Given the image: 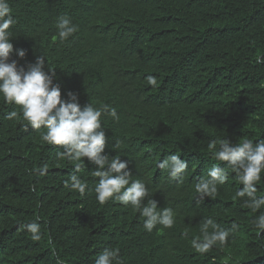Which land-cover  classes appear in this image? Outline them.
Wrapping results in <instances>:
<instances>
[{
  "label": "trees",
  "instance_id": "trees-1",
  "mask_svg": "<svg viewBox=\"0 0 264 264\" xmlns=\"http://www.w3.org/2000/svg\"><path fill=\"white\" fill-rule=\"evenodd\" d=\"M9 3L10 62L27 70L43 55L62 99L73 93L82 109L115 108L119 120L101 117L105 154L127 161L158 208L173 210L175 223L148 232L131 206L100 204L91 174L96 166L87 158L79 173L85 194L65 188L74 165L56 159L59 146L41 141L43 128L7 119L19 107L0 99V264H95L106 248L119 249L121 264H264V232L252 224L264 208L253 213L235 198L243 187L235 173L228 170L215 198L201 201L195 192L212 165L227 164L214 159L213 140H264V0ZM60 17L77 27L63 42ZM17 49L25 51L23 59ZM171 154L188 163L180 181L159 168ZM257 188L264 195V172ZM206 219L237 227L226 245L200 254L191 240ZM33 220L40 241L22 227Z\"/></svg>",
  "mask_w": 264,
  "mask_h": 264
},
{
  "label": "clouds",
  "instance_id": "clouds-1",
  "mask_svg": "<svg viewBox=\"0 0 264 264\" xmlns=\"http://www.w3.org/2000/svg\"><path fill=\"white\" fill-rule=\"evenodd\" d=\"M11 12L9 0H0V99L19 107V112L11 111L6 118L13 120L22 117L32 129L43 128L41 141L59 146L56 159L67 160L74 165L69 179L64 181L65 188L79 192L81 196L85 194L88 184L79 173L84 166V158H87L96 166L91 174L98 178L94 192L100 204L115 200L124 206H131L144 218V228L148 232L158 224L171 228L175 223L173 210L158 208L157 202L149 198L150 189L141 179L132 176L128 162L122 161L121 156L110 157L105 154L106 133L101 117L107 115L119 120L116 109L109 105L94 107L92 104L82 109L78 97L73 93L67 94V100L62 99L59 86L54 84L55 72L48 66V70H45L46 58L43 55L38 56L27 70L18 69L15 60L10 62L13 54L10 29L15 24ZM57 29L61 42L77 31V27L67 17L58 18ZM16 55L23 59L26 53L23 49H17ZM149 82L154 84L155 80L149 77ZM115 147H119V142ZM209 149L214 152L215 160L227 164L225 167L214 164L207 170L206 176L195 184L197 197L201 201L205 197L215 198L218 185L228 181L230 169L243 186L237 190L235 198L243 200L242 206L253 213L264 208V195H258L257 188L261 173L264 172V140L254 143L251 139H243L232 144L227 139H219L213 140ZM159 168L167 171L171 180L180 181L188 169V163L181 160L180 155L171 154L161 160ZM252 224L255 230L264 232V212H260ZM22 227L31 233L33 241L42 239L41 226L37 220ZM236 227L234 224L232 229H225L212 219H206L202 222L201 235L191 240V247L200 254L209 252L217 245L223 247ZM114 261L121 264L119 249L106 248L99 254L95 264H113Z\"/></svg>",
  "mask_w": 264,
  "mask_h": 264
}]
</instances>
